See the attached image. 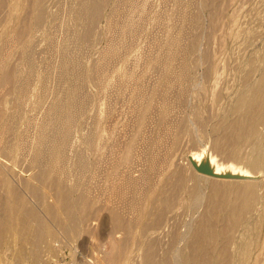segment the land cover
<instances>
[{
    "label": "bare ground",
    "instance_id": "1",
    "mask_svg": "<svg viewBox=\"0 0 264 264\" xmlns=\"http://www.w3.org/2000/svg\"><path fill=\"white\" fill-rule=\"evenodd\" d=\"M49 1L0 0V239L11 242L14 238L22 244L32 245L33 255L37 259L47 247L53 246V239L54 243L58 240L57 228L73 239L84 232L95 210L91 196L79 189L76 179L70 180L73 173L96 172L104 167L103 162L108 159L105 156L107 151L104 153V141L107 139L104 129L102 131L99 125L96 127V118L93 120L96 111L92 114V123L96 128H88L90 131L81 137L85 149L84 146L79 148L76 139V129L88 111L87 106H90L88 100L91 95L84 91V85L88 80H96L101 90L108 86L112 89L117 82L124 86L139 78L136 71L129 70L130 66L127 70H117L119 78L117 76L115 80L105 77L108 74L104 75L108 69L105 67L107 61L119 55L111 41L102 51L101 59L98 58L101 61L92 62L94 64L91 63L88 68H85L87 65L83 61L85 67L82 66L77 56L69 54L66 33L73 32L80 45L87 41L94 44L103 37L104 30L100 28L102 20H107L105 32L112 29L113 21L105 12L109 7L116 10L115 0H76V5L70 7L64 4L65 1L56 0L61 13L62 10L73 11L74 24L64 19L66 23L62 22L59 26L57 23L58 29L65 32L57 49V59L51 67H41L36 53L42 42L50 48L53 46L49 30L51 26L55 27L52 25L54 21L59 22L62 18L56 16L51 7L52 1ZM151 1L156 3L154 0H131L130 15L123 22L126 34L137 35L141 30L140 26H144L143 22L149 17L148 4ZM190 2L194 7L191 13L195 31L190 33L187 43L178 38L168 39L167 58L157 60L163 62L162 86L156 90V86L150 88L152 95L147 96L149 90L147 92L143 85L146 80L135 82L133 98L138 104L134 123L136 134L127 141H124V137L122 141L120 138L112 139L113 144L108 139L114 148L122 143L121 150L117 153L114 151L105 167L109 164V174L121 199L131 208V218L124 217L114 207L109 210L113 231L123 230L125 237L123 241L118 240L116 234L110 233L112 248L104 253L102 260L106 264H120L129 258L134 251L131 243L137 244L140 254L136 259L132 258L129 264H264V20L261 25L263 29L248 26L235 30L234 35L243 39L244 47L253 48L259 40L262 46L257 52L254 51L247 64L235 68L233 95L223 101L225 97L220 93L222 86H219L220 94L217 95L215 91L214 109L212 105L206 108L202 94L206 89L208 91L210 83L214 81L211 86H215V81L222 77V74L219 76V62L216 59L219 52L217 47H212L215 48L213 51L210 45L218 31H225L223 19L228 0ZM60 12L57 14L61 16ZM205 12L209 15L207 25ZM233 26L236 27V24ZM217 46L221 47L220 44ZM138 58H141L139 54ZM176 60L180 63L175 64ZM158 67L157 64L159 70ZM200 68L204 69L200 72L203 73L201 77L198 74ZM137 72L141 74L142 71ZM107 76L110 77L109 74ZM57 80L63 85L60 86L62 91L55 83L56 87L53 85ZM179 84L182 86L179 89V92L182 91L180 102L187 105L190 99V106L188 104L189 114L182 119L179 117L180 122L174 121L178 122L175 125L172 120L177 116L172 115L175 116L172 118L168 106L161 105L163 102L160 106L157 103L159 95L154 97L153 92L155 90V94L165 96ZM190 86L197 90L196 94L188 93ZM155 117L161 123L163 135L158 137V141L156 138L157 144L154 142L153 148L156 147L157 153L146 170L147 166H143L139 158L142 153L138 152L136 146H140L137 145L138 140L142 141ZM203 136L210 139V149L224 164L243 162L249 169L238 168L232 163L223 165L211 154L206 159L207 147L201 153L190 151L183 157L184 143L196 145ZM197 166H206L215 175L199 171ZM16 167H20L22 172H15L13 169ZM23 188L34 194L39 205L43 206L42 211L30 204L23 194ZM49 195L53 200H48ZM62 242L59 243L65 244Z\"/></svg>",
    "mask_w": 264,
    "mask_h": 264
},
{
    "label": "rangeland",
    "instance_id": "2",
    "mask_svg": "<svg viewBox=\"0 0 264 264\" xmlns=\"http://www.w3.org/2000/svg\"><path fill=\"white\" fill-rule=\"evenodd\" d=\"M51 1H52L51 7L56 12V16H59V19H60V17H62L61 18L62 20L60 19L61 22L60 21L59 22L54 21L56 24L53 22L54 24H52V25H54L55 27L51 26V28L49 30L51 33V38L54 41L53 46H51V48H50L49 46L46 45V43L42 42V44L40 45L41 47L40 46L39 47L42 49L44 46V49L41 50L39 48L37 53H36V59L38 61H40V63L38 62L39 65H41V67L44 66V68H45V66L51 67V65L57 59V49H58L60 41L62 40V37L64 36V33H65V32L58 29L59 24L62 22H65L64 20H66V22L69 24H74L73 23L74 22L73 11H69V9L64 10V11L62 10V13H61L60 8H58L56 5L58 0H57V2H56V0H50L49 3ZM63 1H65L64 4L65 5L68 4L69 7L74 6L77 3L76 0H67V2H66V0H62V2ZM154 1H156L155 4H153V1H151V3H149L150 5L148 4V6H149L148 16L150 18L147 16L148 19H147V17H146V19L148 21L145 19L146 21L144 20L145 22H143L144 26L143 25L140 26V28L142 27L141 30L142 31L144 30L143 32L146 31L145 32L146 35L141 30H138L137 35L130 34V33L126 34L123 31V22L129 17V15H130L129 12H131V9H132L131 4H130L131 0H115L116 6H117L116 10L113 11L112 8L109 7L106 9V12H105L107 16L111 17V21H113L112 29L108 32H105V26H106L107 20L106 19L102 20V22L100 23V28L102 30H104V33L102 35L103 37H101L99 39V40H101L100 42H98L99 41L98 40L97 42H94V44H92L91 41H87V42H84L82 45H80V44H78V42L75 38V35L72 34L73 32L70 31L71 34H70V32L66 33L65 40H66V44L69 46V49H70L69 54L77 56L80 59L81 63L83 61V63L85 62L84 65L85 66L87 65L85 67L82 63V66H84L85 68H88L92 62L97 63L101 59L102 56H100V55L102 54V51L107 47L109 41H111V43H113V45L118 49V52H119L118 56L119 57L116 56V57L112 58L113 60L111 59V60L107 61V63H109L110 65L108 64V66H109L108 67L107 63H106L105 67H106V69L107 68L108 69L107 70L105 69L107 72L105 71L104 75L106 73H108L110 77L108 78V76H107L108 74L105 77L108 80L109 79L115 80V78L119 75L118 73H116V72H118L117 70H119V69L127 70V69H129L128 67L130 66L131 69H129V70L130 71L132 70L134 72L136 71L135 73H136V76L139 77V78L137 77L139 81L143 80V82H144L146 80L145 81L146 83L145 82L144 83L142 82V83H143V85L145 84L144 88L147 90V92L149 90V92L147 93V96H148V94H150L152 92L151 89L153 87L156 86L155 87V90H156L157 88L162 86V84H161L162 79H163V76H162L163 73L162 72H164L163 71V65H162L163 62L157 61V60H161V58L162 59L167 58L168 49H167L166 44L168 42V39L169 38H178L180 40H183L184 43H187L189 41V37L191 35L190 33L195 31L194 25L192 23V13L194 12V7H193L192 3L190 2V0H183V1H180V0H178V1L177 0H154ZM233 1L228 0L229 4H228V2L226 3L227 4L226 7H228V8H227V10L225 9V14H224L225 20L223 19V22L226 23V24H224L225 25V28H224L225 31H222V32L218 31L216 36L214 37V40L216 39L215 43L213 44V42H214V40H213L211 42L212 44L210 45L211 48L217 47V52H219V54H217V52H214V53L217 54V57H216V54H215V57L217 59V62H219L218 63L219 64L218 73L220 72L219 76L222 74V77L220 76V78H218V79H220L219 81H217V82L215 81V86L213 85L214 87L211 86V84H214V81H213V83H210L208 91L206 89L204 91L205 93L202 94V101L205 99L203 101V105L206 108H207V106L211 107L210 105H212V108L214 109V106H213L215 104L214 100L216 99L215 97H217L216 96L217 92L221 88L222 89L220 90L221 91L220 93L222 95L224 94V97H225V98H223V101H225V99L227 100L228 97H231L233 95L234 87H235L234 85L236 82V79H234L235 68L238 65L240 66V64L241 65L247 64V61L250 59V57L252 55H254L255 52H257L258 49L262 46V42L259 40V42L257 41V44L255 47L250 48V49L246 48V47H244L245 45H244L243 39L241 37H236L234 35V33H235V30L236 31L238 30L237 29L238 27L243 29L244 27L251 26V27H256L257 29L259 27V29H260V27L263 23V20H264V18H263L264 17V5H263L264 0H260V1L257 0L258 2L256 0H248V1H246V0H243V1L242 0H233ZM183 2H185L186 4H184ZM159 3H161V5H159ZM232 3H233V5H232ZM254 3L256 4V6L258 3V6L256 7ZM151 4H153V5H151ZM239 4L242 5L243 8H242V6L240 8ZM150 6H152L151 9H150ZM130 7H131V9H130ZM158 7H159V9H158ZM58 11L62 14L61 16H60V14H57ZM191 11H192V13H191ZM256 11H257V13H256ZM63 12H64V14H63ZM152 14H154V16H152ZM187 14H190L191 17L188 16ZM233 15H235V16H234L233 23H232ZM254 15H256V16L254 17ZM155 16H157V17H155ZM208 16H209L208 13L205 12V14H204L205 25H207V23H208L207 22L209 19ZM59 19L56 18L55 20H59ZM152 20H153V23H152ZM234 21H235V23H234ZM57 23H58V26H57ZM146 23H148L149 26H147ZM234 24H236V27L233 26ZM253 24H255V25H253ZM146 26H147V30H146ZM230 26H231V28H230ZM261 29H263V26L261 27ZM138 33H140L141 36ZM142 34H144L143 38H142V36H143ZM223 35H226V36L224 37ZM221 36L225 39H221L222 38ZM109 38H110V40H109ZM107 39H108V41H107ZM137 39L138 40L141 39V40L137 41ZM135 40L138 43L135 42ZM219 42H225V43L222 44ZM132 43H133L134 47L132 46ZM204 44L206 45L208 43L204 42ZM218 44H220L221 47L217 46ZM212 49L214 51L215 48H212ZM149 50H151V51H149ZM245 51H247L248 53ZM144 52H145L146 56H145ZM163 52H165V54H163ZM138 54H139V57H141L143 60L141 58H138ZM150 54H152V56H150ZM243 55H246V56H243ZM143 57H145V59ZM146 57H147V59H146ZM149 57H151L150 59H152V60H149L148 59ZM243 57H244V59H243ZM98 58H100V59H98ZM154 58H155V60H153ZM157 58H159V59H157ZM144 61H145V63H144ZM41 62H43V63H41ZM159 62H161V64ZM134 63H136V65H134ZM156 63L161 68V70L159 67H158L159 70L156 68L157 67ZM179 63H180V61L176 60L175 64H179ZM45 64H47V65H45ZM92 64H94V63H92ZM132 65H134V68H132ZM138 65H142V66H138ZM220 67H221V69H220ZM138 68H139V70H138ZM148 68H150V69H148ZM144 69H145V71H143ZM137 71H142L141 74H143V72H144V74L141 76V74ZM157 71H160V73H158ZM203 71H204L203 68L199 69V73H198L199 76L201 74L203 75V73H200ZM138 73L140 76L138 75ZM145 76L148 78H146ZM161 77H162V79H161ZM118 78H119V76H118ZM234 80H235V82H234ZM58 81L59 80L53 82V85L55 87L57 85V88L60 89V86L63 87V85L60 81L59 82ZM92 81L93 80H88L87 81L88 83H86V85H84L86 87V88L84 87V91L86 93H89L92 96V98L90 95H89L90 97L87 95V97H89L88 103L90 102L88 105H90V106H87L88 111L82 117L80 124H79V127L76 129V134H77L76 139L78 140L77 142H78L79 148H83L84 143H82L81 137L83 135H85L86 133H88V130L90 131V129H92V127H94L93 129H95L98 125L102 131L104 129L103 132L105 133V138H107L104 141V144H105L104 153L107 151L106 152L107 155L105 153V156L108 157L107 161H105V163L103 162V165L105 167L107 165L106 162L108 163L109 162L108 160H110V158H112L111 156L114 155V151H115V153H117L122 148V143L120 145H116L118 143L115 142L116 144L115 143L114 144L116 145V148H114L115 147L114 145L111 146V144H113L112 142L114 140H119L118 138H120V140L122 141L123 137H124V141H127L128 140L127 138H132L136 134L137 127H136V124H134V123L136 122L135 120H136V113H137L138 104L135 103L137 101H135L136 99L133 97H135V94H134L135 88L134 87L136 86L135 82H137V81H135V82L132 81V83L131 82L129 83L130 85L132 84V86H133V87L131 86L132 88L129 86V84L122 86V85H119L118 82H117V85H114V87L112 89L109 86L106 88H102V90L103 89L105 90L104 92L106 94L100 89L101 87H99L98 81L94 80L93 83H92ZM177 83H178V81H177ZM87 85H89V86H87ZM180 85L181 84L175 85V88L177 86L178 91H177V88L176 89L173 88V90L171 89L172 92L174 91L172 95H171V93H172L171 90H170L171 93L168 92V93H166L165 96L162 95L163 97H166L167 99L166 98L161 99L162 96L160 95V93L155 94V90L153 92L154 97H158V95H159V97L157 98V99H159L157 103L160 105L163 102V104H161V105L168 106L170 116L172 118L177 116V117H175V118H177V120L175 118L172 120L173 124L180 122L179 121L180 119L185 118L184 115L187 116L186 114H189L188 104L190 106V103L188 101H190V99H188L187 105H186V103L184 105V103L182 101L180 102L181 92H182V91L179 92L180 87H182ZM186 85H188V84L186 83ZM219 86L220 87L222 86V87L220 88ZM62 87H61V89H62ZM213 88L214 89L217 88V89L214 90ZM218 88H220V89L218 90ZM191 89H192V87H191ZM191 89H189L188 93L192 92L191 93L192 95L194 93L195 94L197 93V90L195 91L194 89H192V90ZM215 91H217V92H215ZM102 92H103V94H102ZM206 92L208 94H206ZM214 92H215V94L213 97ZM227 92H228V94H227ZM220 93L218 92L217 95H219ZM191 94L189 95V98H190ZM150 95H152V93ZM179 102H180V104L183 103V105H180ZM166 103H169V104H166ZM209 103H211V104H209ZM171 106H173V107H171ZM184 106L185 107L187 106L186 107L187 109ZM88 107H90V108H88ZM95 107L98 108L99 111L97 109H95ZM132 107H135L136 110H135V108H132ZM170 108L171 109L173 108L172 111ZM95 111L98 112L97 113L98 115L96 114ZM94 112H95V117L92 116V114L94 115ZM132 112H134V113H132ZM99 114H100V116H99ZM96 115H97V117H96ZM172 115H175V116H172ZM101 116H103V117L101 118ZM92 117H94L93 120L96 118L95 119L96 122L94 121L96 123V124L94 123L96 125V127L92 123L93 122ZM156 117L154 118L156 121L154 119H153V121H151L152 123L155 121V123L152 124L150 122L151 123L149 125L150 128L146 127L149 130H147L146 128L144 129V131L147 130V132L145 131L146 132L145 134L143 132V134L145 136L144 135L142 136V141H141V139L138 140L139 142L137 145H140V146H138V148L136 146V149L138 150V152L142 153V154H140V155L138 154V155H139V158L141 160V164H143V166H147V167H145L146 170H148L149 166L151 165V159H152L153 155L155 153H157V152H155L156 147L153 148L155 146L154 142L156 141V138L158 141V137L163 135L162 129H161V123L157 122ZM179 117H180V119H178ZM88 118H89V120H88ZM132 118L133 119L135 118V119L131 123L130 121L132 120ZM90 120H92V121H90ZM174 121H178V122H174ZM84 122L86 123V125ZM133 126H135L136 128ZM88 128H90V129H88ZM111 135H112V138H111ZM115 137H116V139H115ZM143 137H144V140L146 141V143H145V141L143 142ZM202 138L200 139L201 142L199 140L196 145L188 143V142L184 143V145H186L185 146L186 148L184 147V149H183V153H182L183 157H185L184 155H186L187 153L189 154L190 151L201 153L204 151L203 149H205L207 147L205 149L206 159L209 158V155L211 154V156H215V158L217 159L218 162L219 161L221 162L222 159L214 153L212 148L210 149V147H211L210 139H208L207 136H203ZM108 139H110L111 144H110V141ZM112 139H114V140H112ZM149 139H151V141H153V142L152 143H151V141L148 142L147 140H149ZM121 141H117V142H121ZM157 141L155 142L156 144H157ZM141 142H142V144H141ZM147 142H148V144H147ZM144 144H146V145H144ZM149 144H150V146L148 147ZM107 146L113 147L114 149L108 148ZM147 147L149 150L147 149ZM83 149H85V146ZM111 149H113L112 152H111ZM148 152H149V154H147ZM207 152H209L208 157H207ZM110 154H112V155H110ZM147 156L149 157L148 158L149 162L147 161ZM90 158H92V157H90ZM230 163H232V162H225V164H224V162L222 161L223 165H227V164L231 165ZM145 164H147V165H145ZM232 164L237 166L238 168H244L245 167L244 169H246V170L249 169L248 166L243 162H236V163L234 162ZM108 166H109V164H108ZM143 166H142V169H144ZM107 167H105L104 170H102L103 168L100 167L99 170H97L96 172H92V173L91 172L87 173V174L73 173V174H71L72 176H70L71 177L70 180L72 181V179L73 180L76 179L79 189L81 191H85L89 196H91L92 201L94 203L93 209H95V210L92 213V216L90 217L88 223H86V225H85V229H87L86 231L84 229V232H82L80 235H77L76 237H73V239H72V238L66 236V234H64V232L62 230H59V228H57L59 237L58 236H57L58 238L56 237L58 239V240H56V243H54L55 239H53V243H52L53 246L56 245L55 246L56 248H54L52 245H50V247H47V249H45L46 251L44 250L41 257L38 259L35 258L33 255L32 245L22 244L19 241L14 240V238L11 240V242H8V240H6V239L3 241L0 239V264H78V263H80V264H90V263L91 264H94V263L97 264L98 262H99L98 264H106L105 260H104V262L102 260L105 257V254H106L105 252H108L112 248L111 234L110 233H112L114 235L116 234L115 236H117L118 240L123 241V239L125 237V233L123 230H118V231L114 230L113 231L112 223H111L110 217H109V215H110L109 210L112 207H114V208L118 209L124 215V217L131 218V208L129 207L128 204H126L121 199L120 195L118 194V191L115 188L114 180H113L112 176L109 174L110 170H108ZM100 169L102 172L100 171ZM13 170L15 172H18V171L22 172V169L20 170V167H16ZM22 191H23V194L25 195V197L29 200L30 204L37 206L41 211L43 210V206L39 205L38 200L35 198L34 194L31 191H29L28 189H24V188L22 189ZM128 197L130 198V195ZM48 200H53L52 197H50V195L48 196ZM110 231H112V232H110ZM62 241H64L65 244L62 245V243H63ZM59 242H62V243H59ZM66 245H68V246H66ZM52 247L54 249H52ZM59 247H60V249H59ZM56 249H57V251H56ZM131 249L134 250L133 254L129 258H126L123 261H121L120 264H129V261H132L133 259H136V257L139 256L140 252H139V248H138L136 243H131ZM99 260H101L102 262ZM85 261L86 262L88 261V262L86 263Z\"/></svg>",
    "mask_w": 264,
    "mask_h": 264
},
{
    "label": "water",
    "instance_id": "3",
    "mask_svg": "<svg viewBox=\"0 0 264 264\" xmlns=\"http://www.w3.org/2000/svg\"><path fill=\"white\" fill-rule=\"evenodd\" d=\"M197 169L199 171H202V172H206V173H209V174H212V175H215L214 171L210 168H207L206 166L205 167H201V166H197ZM222 177H230L229 175H221Z\"/></svg>",
    "mask_w": 264,
    "mask_h": 264
}]
</instances>
